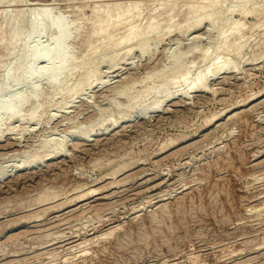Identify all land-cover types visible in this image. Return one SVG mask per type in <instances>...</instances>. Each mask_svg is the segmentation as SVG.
Here are the masks:
<instances>
[{"label": "rangeland", "instance_id": "1", "mask_svg": "<svg viewBox=\"0 0 264 264\" xmlns=\"http://www.w3.org/2000/svg\"><path fill=\"white\" fill-rule=\"evenodd\" d=\"M40 6L73 32V64L0 110V264H264V0H0V100L56 38L28 31ZM224 57L206 89L166 96L180 67Z\"/></svg>", "mask_w": 264, "mask_h": 264}, {"label": "bare ground", "instance_id": "2", "mask_svg": "<svg viewBox=\"0 0 264 264\" xmlns=\"http://www.w3.org/2000/svg\"><path fill=\"white\" fill-rule=\"evenodd\" d=\"M12 1V0H11ZM31 4V3H30ZM42 4V3H41ZM46 4V3H45ZM43 6V5H42ZM95 6V5H94ZM97 6V5H96ZM34 7V6H33ZM41 7V6H40ZM252 7V6H251ZM241 9V8H240ZM243 9H245V8H243ZM242 9V12H244V10ZM248 9L250 10V11H253L254 10V6H253V9H251V8H249V6H248ZM248 9H247V12H249L248 11ZM256 9V8H255ZM246 10V9H245ZM5 10L4 9H0V14L2 15V12H4ZM8 11V10H7ZM32 11V10H31ZM30 11V12H31ZM35 11L37 12L36 14H35ZM50 9L48 8V7H41V8H39L38 7V9H36V7H35V10H34V14H32L33 15V17H30L29 19H28V22H27V28H29L28 29V31H30V29H31V27H34V26H36V27H34V28H36V29H33L32 28V31L34 32V30H36V32H35V35L37 36V37H39V35H42V33L44 32L43 31V29L45 30V32L47 31V29L49 28V27H46V26H52V28H53V30L54 29H56L55 31H57V33H58V37L56 36L57 35V33H56V35L54 36V37H56V38H54V39H52L53 41H46L45 43L43 42V43H39V41H36L38 44L36 45V46H34V47H30V48H28L29 49V53L31 52V54H32V56L30 55V54H28V52L26 53L27 54V56L29 55V57L31 56V58H30V61L29 62H26L25 60H27V59H25L24 60V56H21V57H23V60L21 61V57H18L20 60L19 61H21V62H23V61H25L27 64L26 65H23L24 67H22L20 70H21V72L19 73V74H22L21 76L19 75V79H21V81L23 80V79H25V78H30V77H33V79H36L35 80V83L33 84V82L31 83V84H33V86L31 87V88H29L28 89V91H27V93L26 92H23V88H22V90L20 91L18 88L16 89V90H18V91H16V90H12L11 92H9L8 93V96L6 97V100L5 99H3L4 98V96H3V100H0V110H4V114L6 115V112H5V110L7 111L9 108L11 109L12 108V106H14V105H16V107H17V105H19V104H21L22 102H24V103H26V99H28L29 98V100H30V97H35V94H38V92H40L39 91V85L42 83V80H41V83H40V79L44 76V74L45 73H47L48 74V76L45 78L44 77V82H46L48 85L49 84H54V83H56V82H58L59 81V79H60V76H59V74L61 73V69L62 68H64V67H69V65H72L73 63H72V61L73 60H70V58H72L71 57V54L69 53L70 51L67 49L68 48V46L66 45V40H68L69 38H70V36H71V34L73 33H71V32H68V30H65L66 29V22H65V20H64V17H63V19L60 17V18H58V16L56 17V18H58V19H55V20H52V21H50V19H52L53 17L52 16H50ZM241 11V10H240ZM6 12V11H5ZM33 12V11H32ZM126 13V12H125ZM20 14V13H19ZM18 14V15H19ZM127 14V13H126ZM31 15V14H30ZM57 15V14H56ZM129 15V14H128ZM11 16V15H10ZM110 16V15H109ZM108 16V17H109ZM117 16V15H116ZM29 17V16H28ZM50 17H52V18H50ZM243 17V16H242ZM13 18V17H12ZM120 18V17H119ZM5 21V20H4ZM13 21V20H12ZM49 21L51 22V23H53V24H49ZM109 21V22H108ZM111 21H112V24H113V21H114V18L112 17V16H110L109 18H108V20H107V23H105L106 25H111ZM199 21V22H198ZM197 22H196V24H195V26H199L200 25V21H202L201 19L200 20H198ZM7 22H8V20H7ZM237 22V21H236ZM13 24V23H12ZM49 24V25H48ZM104 24V25H105ZM152 24V23H151ZM157 24V23H156ZM192 24V23H191ZM242 24V23H241ZM2 25V24H1ZM194 25V24H193ZM242 26V25H241ZM240 26V27H241ZM109 27V26H108ZM186 27V26H185ZM67 28H68V25H67ZM103 29H105L106 27H102ZM229 28V27H228ZM51 29V28H50ZM49 29V30H50ZM107 29V28H106ZM239 29H241V28H239L238 27V30H235L236 32L237 31H239ZM243 29V28H242ZM244 29H245V25H244ZM172 30V29H171ZM31 31V32H32ZM43 31V32H42ZM52 31V30H51ZM55 31H54V33L51 35V38H53L52 36L55 34ZM64 31H66V34L64 33ZM31 32H29V34H27V35H30V33ZM32 32V36H33V33ZM136 30H130L127 34H125V35H123V37H122V39L120 40V42L121 41H126V42H128V40L130 39V37H132V36H134L135 34H136ZM222 34L224 33V32H222V31H220ZM219 32V33H220ZM41 33V34H40ZM51 33V32H50ZM218 33V34H219ZM25 34V33H24ZM225 34V33H224ZM224 34H223V36H224ZM19 35V34H18ZM30 35V36H31ZM220 36H222L221 34H219ZM234 35V34H233ZM240 34H238V39H240V36H239ZM19 36H21V35H19ZM19 36H17V37H15L14 38V40L12 39V41H13V43H15V41L16 40H18V37ZM219 36V41H220V38H222L221 40H224V38H223V36L222 37H220ZM29 37V36H28ZM225 37V36H224ZM20 38V37H19ZM33 38H35V37H33ZM233 38V37H232ZM27 39V38H26ZM226 39V38H225ZM234 39V38H233ZM236 40H237V35H236V38H235ZM234 39V40H235ZM35 40V39H34ZM36 40H39V39H36ZM40 40H42V39H40ZM227 40V39H226ZM240 40H242V39H240ZM11 42V41H10ZM220 42H222V41H220ZM225 42V40L223 41V43ZM17 43V42H16ZM68 43V42H67ZM240 43V42H239ZM11 44H12V42H11ZM124 44V43H123ZM122 44V45H123ZM127 44V43H126ZM219 44V43H218ZM22 45V44H21ZM32 45V44H31ZM34 45V44H33ZM143 45V44H142ZM149 46V45H148ZM219 46V45H218ZM220 46H221V44H220ZM219 46V47H220ZM24 47V46H23ZM127 47V46H126ZM137 47V46H136ZM135 47V48H136ZM145 47V46H144ZM238 47H240V45L238 46ZM123 48V47H122ZM132 48H134V47H132V46H129V47H127L125 50H127V52L130 50V49H132ZM141 48V47H140ZM139 48V49H140ZM216 48H217V46H216ZM236 48H237V45H236ZM141 50H142V48H141ZM149 51H150V48H149ZM206 51H207V49H206ZM209 51V50H208ZM23 52H24V54H25V50H23ZM211 52V51H210ZM210 52H207V54L209 53V55L208 56H210ZM22 54V53H21ZM23 55V54H22ZM179 55V54H178ZM18 56H20V54L18 55ZM176 56V55H175ZM201 56V55H200ZM221 56V55H220ZM177 57H179V56H177ZM210 57H212V56H210ZM229 57V56H228ZM15 58V57H14ZM17 58V55H16V58L15 59H18ZM56 58H57V60H56ZM207 58H209V57H207ZM219 58V57H218ZM14 59V60H15ZM175 59V58H174ZM179 59V58H178ZM198 59V58H197ZM230 60H231V58H229ZM29 60V59H28ZM16 61V60H15ZM41 62L40 63V65H38V67H36V68H34V64H36L35 62ZM196 61V60H195ZM216 61V62H215ZM213 63H214V66H213V64L211 63L210 65L212 66V68H210L209 69V67H211V66H209L208 67V69H200V70H197V71H195L194 73H193V75L191 76L190 75V73H189V71L190 70H181V69H183V68H181L178 64H176L175 62H177L176 61V59H175V64H176V66H179L180 68V70H177V71H181V72H179V74H177V75H175L176 77V79H172V81H173V84L172 85H174L175 84V86H178V83H181V82H183V81H186V83H187V87L186 88H184L183 90H179L178 88H175V89H173V90H168V91H170V92H167L165 89V91L167 92V95L166 96H169L168 94L169 93H171L172 94V98L173 97H178L179 95H181V94H186V93H188V91L190 90V89H192L191 91H193V89L194 90H203V89H206V87H207V80H209V79H211V78H214V77H216V76H214L218 71H220V70H222V69H226V68H228L229 70L231 69L230 67H234V65H231L230 63H232L231 61H229L226 57H224V58H222L221 60L220 59H218V61L217 60H215ZM230 63H229V62ZM17 62V61H16ZM83 62V61H82ZM219 62V63H218ZM13 63V62H12ZM78 63V62H77ZM173 63V64H174ZM193 63V62H192ZM23 64V63H22ZM38 64V63H37ZM175 64L174 65H172V67H174L175 66ZM230 64V65H229ZM95 65V64H94ZM93 65V66H94ZM77 66V65H76ZM190 66H192V65H190ZM199 66V65H198ZM21 67V66H20ZM186 67H188V66H186ZM11 68V67H10ZM75 68H77V67H75ZM7 69H8V67L6 68V72H4L5 73V76H6V74L8 73L7 72ZM93 69V68H92ZM91 69V70H92ZM177 69H178V67H177ZM186 69V68H185ZM9 70H11V69H8V71ZM228 70V71H229ZM231 70H233V68L231 69ZM12 71V70H11ZM76 71V70H75ZM118 71V70H117ZM173 71V70H172ZM193 71H194V68H193ZM13 72V71H12ZM91 72V71H90ZM93 72V71H92ZM191 72V71H190ZM14 73V72H13ZM13 73H11L10 72V74H13ZM94 73H95V71H94ZM94 73H90V75L91 74H94ZM116 73V72H115ZM10 74L7 76L8 78H10V77H13L12 75L10 76ZM46 74V75H47ZM4 75V74H3ZM15 75V74H14ZM25 75H29V76H25ZM32 75V76H31ZM34 75V76H33ZM45 75V76H46ZM69 75V74H68ZM90 75H88V76H90ZM116 75V74H115ZM3 77V78H6L5 80H8L7 79V77ZM17 77H16V80H18L17 79ZM68 77V76H67ZM84 77V76H83ZM91 77V76H90ZM112 77V76H111ZM2 78V79H3ZM63 78V77H62ZM66 78V77H65ZM85 78H87V77H85ZM89 78V77H88ZM88 78L87 79H85V80H88ZM190 78V79H189ZM32 79V80H33ZM43 79V78H42ZM70 79V78H69ZM83 79V78H82ZM171 79V78H170ZM189 79V80H188ZM4 80V81H5ZM16 80H15V82H14V84L16 83ZM30 80V79H29ZM27 81V80H26ZM31 81V80H30ZM34 81V80H33ZM83 82H84V79L82 80ZM188 81V82H187ZM1 82H2V80H1ZM5 82H7V81H5ZM3 83L4 84V86H6V83ZM20 82V81H19ZM18 82V83H19ZM88 82V81H87ZM161 82V81H160ZM22 83H25L24 82V80L22 81ZM21 82H20V86H21V84H22ZM59 83V82H58ZM61 83V82H60ZM59 83V84H60ZM89 83V82H88ZM106 83V82H105ZM166 83V82H165ZM168 83V82H167ZM2 84V83H1ZM17 84V83H16ZM80 85L77 87V90L79 89V88H81V87H83V85H81L82 83H79ZM85 84V83H84ZM90 84V83H89ZM92 84V83H91ZM29 85V84H28ZM180 85V84H179ZM1 86V85H0ZM3 85H2V87H4ZM14 86V85H13ZM12 86V88H15V87H13ZM63 86L65 87V85H64V83H63ZM1 87V88H2ZM29 87V86H28ZM61 87V86H60ZM5 88V87H4ZM11 88V89H12ZM59 88V87H58ZM63 88V87H62ZM9 89V88H8ZM154 89H155V87H154ZM2 90V89H1ZM10 90V89H9ZM60 90V89H59ZM121 90V89H120ZM156 90V89H155ZM154 90V91H155ZM3 91V90H2ZM8 91V90H7ZM123 91V90H122ZM153 91V90H152ZM151 91V92H152ZM5 93V92H4ZM155 93V92H154ZM156 93H158V92H156ZM260 95H263L264 94V90L263 91H261L260 93H259ZM149 95V94H148ZM37 96V95H36ZM33 97V98H34ZM170 97V96H169ZM169 97L167 98V99H165L163 102H165L166 100H169ZM163 98H165V96L163 97ZM171 98V97H170ZM171 98V99H172ZM32 99V98H31ZM26 100V101H25ZM160 100H162V99H160ZM155 101V100H154ZM158 101V100H157ZM153 102V101H152ZM151 102V104H153ZM163 102H161V103H163ZM24 103L23 104H21V105H24ZM137 103V102H136ZM156 103V102H155ZM154 103V104H155ZM158 103H159V101H158ZM150 105V104H149ZM20 106V105H19ZM135 106V105H134ZM15 107V108H16ZM21 107V106H20ZM148 108V107H147ZM16 109H18V108H16ZM36 109V108H35ZM154 109V108H153ZM152 109V110H153ZM239 109H240V107H239ZM2 110V111H3ZM13 110V109H12ZM148 110V109H147ZM151 110V111H152ZM11 111V110H10ZM10 111H8L9 113H10ZM16 111L17 110H13V112L14 113H16ZM19 111H20V109H19ZM18 111V112H19ZM34 110H32V112H33ZM12 112V111H11ZM35 112V111H34ZM138 112V111H137ZM225 112V111H224ZM230 112V111H229ZM233 112V111H232ZM13 113V114H14ZM142 113V112H141ZM146 113V112H145ZM222 113V112H221ZM220 113V114H221ZM0 114L2 115V113L0 112ZM3 114V115H4ZM19 114V113H18ZM31 113H29V115H30ZM219 114V115H220ZM223 114V113H222ZM235 114V113H234ZM27 115V114H26ZM35 116H36V114H34ZM34 115H33V117H34ZM39 115V114H38ZM11 116H12V114H11ZM11 116H7L6 115V118H4V119H7V118H9L10 119V117ZM15 116V115H14ZM17 116H20V115H17ZM23 116H24V114H23ZM31 116H32V114H31ZM213 116V115H212ZM209 117L210 119L208 120V121H204L205 122V126H209L210 124H212V122H214V121H216L218 118H220L221 116H216V115H214V116H216V117ZM0 117H4V116H0ZM13 117V116H12ZM11 117V118H12ZM16 117V116H15ZM29 117V116H28ZM33 117H30V118H33ZM37 117V116H36ZM229 117V116H228ZM14 118V117H13ZM21 118V117H20ZM23 119V118H22ZM37 119V118H36ZM39 119V118H38ZM224 119V118H223ZM1 120H3V119H1ZM8 120V119H7ZM126 119H122V120H119V119H115V120H113V121H111L112 123H110V126H108V127H106V129H105V131H110V130H112V129H114L116 126H118L122 121H125ZM220 120V119H219ZM20 121V120H19ZM36 121V120H35ZM118 121H121L120 123H118ZM217 122H218V120H217ZM1 123V122H0ZM2 124V123H1ZM12 128V127H11ZM2 130V129H1ZM3 131V130H2ZM113 131V130H112ZM103 133H105V132H103ZM1 134V133H0ZM62 153V152H61ZM48 156V155H47ZM42 157H44V155L42 156ZM229 157V156H228ZM231 157V156H230ZM229 157V158H230ZM228 158V159H229ZM41 159V155L40 156H38V155H35L30 161L31 162H28L27 164H29L30 166L29 167H33L34 165H37V166H35V167H33L32 169H34V168H36V167H38L39 165V163H40V160ZM224 159V158H223ZM227 159V160H228ZM225 160V159H224ZM226 161V160H225ZM224 161V162H225ZM229 161V160H228ZM25 162V161H24ZM230 163H231V160L229 161ZM227 163V162H226ZM24 165V164H23ZM228 165H229V163H228ZM231 165V164H230ZM27 167V166H26ZM23 168H25V166H23V167H21L20 169H23ZM38 199H40V198H38ZM44 199V198H43ZM42 199V200H43ZM98 199V198H97ZM85 203V202H84Z\"/></svg>", "mask_w": 264, "mask_h": 264}]
</instances>
